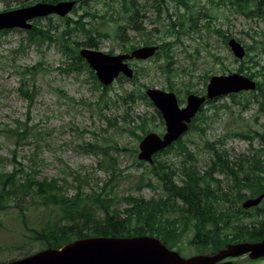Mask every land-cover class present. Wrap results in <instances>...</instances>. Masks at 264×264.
<instances>
[{
    "label": "rangeland",
    "instance_id": "rangeland-1",
    "mask_svg": "<svg viewBox=\"0 0 264 264\" xmlns=\"http://www.w3.org/2000/svg\"><path fill=\"white\" fill-rule=\"evenodd\" d=\"M116 1L95 0L91 3V7L79 8L78 14L84 13L86 8H91L99 14L94 20L102 21L101 15L110 16L120 8V3ZM152 1L139 0L148 8L145 26L149 30L157 29L152 36L157 40V45H160L162 39H172L167 34L169 23L178 22L176 28L181 32L186 30L189 23L187 19H181L179 24L178 13L186 11L183 7L177 8L175 2L168 3L169 5L162 11L160 21H155L156 11L151 7ZM198 2L205 7V10L199 15L197 31L183 33L180 40L174 41L170 53L172 57L169 58L171 73L163 71L166 67L161 66L167 64V60L163 57L157 59L155 55L147 60H133L130 65L135 72L139 71L141 75L139 80L135 83L119 82L117 78L104 96L103 87L97 86L87 69L83 68L81 71L65 69L70 58L57 43H51L48 39L31 41L27 37V30L19 28L0 33V171L11 172L15 158L23 163L26 170H30L28 168L34 165L38 170L36 176L39 179H59L69 194L77 190L76 178H85L81 179V183L86 191H90L91 188L97 189V183L102 185L110 178L111 169L107 165L106 156L85 152L81 145L85 142L114 145L117 142L121 147L127 148L121 152L110 151L117 163L116 178L119 180L116 181L119 184L114 190L121 198L119 207L125 206V199L122 198L129 195L150 199L163 194V187L158 177L150 172L149 167H153L155 162L153 164L144 162L142 166L137 164L141 162L138 159L140 140L127 132H120L115 126L110 125L107 118H115L119 126H125L128 112L133 118L146 113L149 116L153 115L154 107L139 98L133 102L127 94L131 91L139 94V89L146 92L148 88L171 91L168 89L167 74H170V78L176 83L174 92L178 95L181 105H184L188 95L186 86L191 87L194 93L206 92L209 80L205 85V75L212 77L241 73L238 68L245 58L239 60L233 55L228 45L229 40L226 42L222 33L232 35L230 38L240 39L242 44L252 43L251 35L257 36L260 40L264 39V15L248 17L229 5H220L212 11L209 0H198ZM16 8H20L19 0H0V12ZM210 12L213 14L211 15ZM78 14L73 10L67 16L77 18ZM51 17H53L52 25L45 17L41 20L40 26L48 29L50 26L56 28L62 24L60 16ZM87 20L93 21L91 17ZM130 37L133 38L134 44L143 45L141 37L136 33L130 32ZM97 49L108 54L113 51L112 54L115 55L128 52L112 38L101 39ZM40 63H43L47 69L39 71L35 77L37 93L33 103H30L21 94L19 88L21 81L29 78L27 69ZM256 71H258L257 79L264 80V70L261 66ZM249 93H237L239 96L236 101H233L230 95H226L219 97L214 102L215 105L207 104L205 106L207 117L202 122L206 127L205 133L193 129L183 137L202 173L208 169L212 158L213 150L209 146L210 143L217 142L216 147L227 153L231 161L250 157L262 149L263 145L259 137L251 140L239 135L251 134L253 131L264 132V111L260 109V102ZM106 100L108 107H105ZM17 127L20 132L28 130L26 139H20L19 136L12 134L11 130ZM151 128L159 134L165 132V124L161 119H156ZM139 132L142 134L141 131ZM185 158L186 155L175 148L161 155L159 160L168 163L171 170H177L176 179L181 182V166ZM143 172L145 178L140 177ZM217 177L220 187L232 192V180L223 174ZM147 178L152 179L153 186H143ZM211 185L215 188L217 184L212 182ZM245 192L250 194L249 190ZM236 207L235 204L234 208ZM262 207L264 201L260 205V208ZM20 208L21 205L18 208L0 210V262L20 259L44 249L40 242H33L28 237ZM24 210L28 213L30 226L41 225L36 211L25 208ZM242 219L243 223L249 224L260 217L249 213ZM194 233V227L190 226L180 242L178 250L183 257L199 252V249L191 243ZM238 263L264 264V260L244 258Z\"/></svg>",
    "mask_w": 264,
    "mask_h": 264
},
{
    "label": "trees",
    "instance_id": "trees-1",
    "mask_svg": "<svg viewBox=\"0 0 264 264\" xmlns=\"http://www.w3.org/2000/svg\"><path fill=\"white\" fill-rule=\"evenodd\" d=\"M59 1L61 0H19V3L20 7H24L36 2L56 3ZM93 1L95 0H77L78 5L74 8V12L78 14L79 8L91 7ZM117 2L120 3V8L110 16L101 15L102 21L94 20L99 14L91 8H86L85 12L78 14L77 18L60 17L62 24L56 28L50 26V28L44 29L40 26L43 18L35 19L34 27L27 30V37L31 41L48 39L51 43H57L70 58L65 69L72 71L87 69L97 86L103 87L104 96L107 90L112 87L101 84L95 72L79 55L81 47L97 49L101 39L112 38L125 51L129 52L141 46L134 44L130 32L139 35L143 45L158 43L152 36L157 29L149 30L145 26L147 5L139 0H117ZM170 2H175L177 8L183 7L186 11L178 13L179 24L181 19H187L189 25L185 31L181 32L176 28L178 22L173 21L168 24L167 34L172 39H162L160 50L156 53L157 59L163 57L167 60V64L161 66L166 67L163 69L166 73H171L169 58L172 57L170 53L174 41L180 40L183 33L197 31L199 15L205 10V7L198 4V0H153L151 7L156 11L155 21H160L163 9ZM209 2L212 4V11L220 5H229L248 17H263L264 15V0H209ZM208 11L209 9H207ZM210 14L212 15L213 12ZM88 17H91L93 21L87 20ZM46 18L52 25L53 17ZM8 31L4 30L0 33ZM222 35L226 42L232 37V35L223 33ZM251 37L252 43L244 44L248 54L246 53L245 59L240 63L238 71L257 80V90L250 92L249 95L260 102V109L264 111V80L257 79L259 70L256 71L259 66L264 70V65H262L264 39L260 40L255 35H251ZM109 53L112 54L113 51ZM45 69L47 68L43 63L37 64L27 69L29 78L21 81L19 90L30 103H33L37 93L35 77L39 71ZM167 75L169 76L168 89L174 91L176 83L170 78V74ZM140 76L139 71L136 70L133 79L121 75L118 81L135 83ZM210 78V75H205V85ZM186 88V94L193 92L191 87L186 86ZM127 96L133 102L138 98L145 100L151 107H154L155 113L150 116L146 113L133 118L128 112L125 117V126H119L115 118L107 119L110 125L115 126L120 132H127L141 140L143 135L153 130L151 125L156 119H161L163 123L164 120L161 112L154 106L143 89H139V94L131 91ZM238 96V94H230L233 101H236ZM108 99L110 100V98ZM217 99L208 100L205 104L215 105L214 102ZM108 105V100H106L105 107ZM206 109L205 106L202 107L193 119L189 130L179 140L154 155V166L149 168L150 172L158 177V181L163 187V194L159 197L147 199L144 196L129 195L122 198L125 199V206L119 207L121 198L114 190V187L119 184L117 182L119 179L116 178L117 163L110 151L121 152L127 148L121 147L117 142L114 145L85 142L81 145L83 151L102 154L108 158L107 165L111 169V174L110 178L102 185L97 183V189L91 188L90 191H86L81 183V179L85 178H76L77 190L75 193L69 194L59 179H39L36 176L38 170L34 165L28 168L30 170H26L23 163L14 158L15 164L11 172L0 171V210L18 208L21 205L19 211L28 237L33 242H40L44 248H60L76 239L92 236L150 235L160 238L169 248L177 247L179 249L180 242L190 226L195 229L191 243L199 249L198 253H214L230 243L260 241L264 238V207L254 213L260 219L245 224L242 218L246 215V211L241 207L240 202L248 196L255 197L264 193V132L253 131L251 134H239L251 140L259 137L263 147L252 156L236 161H231L227 153L218 149L217 142L210 143L209 146L213 150L212 158L208 169L202 173L193 153L184 143L183 137L193 129H199L205 133L206 127L202 125V122L207 117ZM196 122L201 123L197 124ZM11 132L19 136L20 139H26L28 136L27 129L20 132L17 127ZM175 148L186 155L181 166V182L176 179L177 170H171L168 163L159 160L161 155L169 153ZM14 153L16 154V152ZM137 164L142 166L144 162H137ZM219 174L232 180L231 189L234 194L220 187L217 177ZM140 177L145 178L144 172ZM145 181L143 186H153L151 178H147ZM212 182L217 184L215 188L212 187ZM245 190H249L250 194L248 195ZM235 204L236 208H234ZM24 208L39 214L40 226L29 225V216Z\"/></svg>",
    "mask_w": 264,
    "mask_h": 264
},
{
    "label": "water",
    "instance_id": "water-1",
    "mask_svg": "<svg viewBox=\"0 0 264 264\" xmlns=\"http://www.w3.org/2000/svg\"><path fill=\"white\" fill-rule=\"evenodd\" d=\"M77 4V0L36 2L0 12V31L15 28L31 30L35 19L53 15L65 17ZM228 45L237 59L243 60L246 57V47L239 40L230 38ZM159 49L157 44L142 45L115 55L95 48L82 47L79 55L95 72L101 84L110 86L121 75L132 79L135 71L130 62L150 59ZM257 87V80L243 73L213 75L205 94L189 93L184 105H181L174 91L148 88L146 95L161 112L165 132L159 134L151 131L145 134L139 143L138 159L153 164L156 153L167 149L189 130L193 119L208 100L256 91ZM263 199L264 193L245 200L242 206L245 209L256 207ZM245 254H249L253 260L264 257V238L257 242L231 243L216 254L201 253L183 257L155 236H92L76 239L60 248H44L34 254L0 264H217L227 257Z\"/></svg>",
    "mask_w": 264,
    "mask_h": 264
},
{
    "label": "flooded vegetation",
    "instance_id": "flooded-vegetation-1",
    "mask_svg": "<svg viewBox=\"0 0 264 264\" xmlns=\"http://www.w3.org/2000/svg\"><path fill=\"white\" fill-rule=\"evenodd\" d=\"M255 197H257V196H255ZM250 198H252V197H250ZM246 199H248V198H246ZM245 199V200H246ZM244 200V201H245ZM243 201V202H244ZM263 201H264V199H263ZM262 201V202H263ZM243 202H242V204H243ZM242 204H241V207L243 208V206H242ZM262 204V203H261ZM260 204V205H261ZM260 205H258V206H256V207H251V208H247V209H245V208H243L245 211H246V214H249V213H255V212H257L258 210H259V208H260ZM228 245V244H227ZM218 252V251H217ZM217 252H214V253H207V252H205V253H207V254H216ZM204 253V252H203ZM244 258H248L249 260H253V259H251L250 258V256H249V254H245V255H241V256H237V257H232V256H230V257H227V258H225V259H222L221 261H219L217 264H222V263H225V262H233V264H237V262L240 260V259H244ZM255 260H264V257H262V258H259V259H255ZM239 264V263H238Z\"/></svg>",
    "mask_w": 264,
    "mask_h": 264
},
{
    "label": "bare ground",
    "instance_id": "bare-ground-1",
    "mask_svg": "<svg viewBox=\"0 0 264 264\" xmlns=\"http://www.w3.org/2000/svg\"><path fill=\"white\" fill-rule=\"evenodd\" d=\"M247 50V49H246ZM248 54V53H247Z\"/></svg>",
    "mask_w": 264,
    "mask_h": 264
}]
</instances>
